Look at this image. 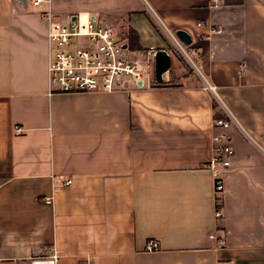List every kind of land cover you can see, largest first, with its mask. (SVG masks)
Returning <instances> with one entry per match:
<instances>
[{
	"label": "crops",
	"instance_id": "obj_1",
	"mask_svg": "<svg viewBox=\"0 0 264 264\" xmlns=\"http://www.w3.org/2000/svg\"><path fill=\"white\" fill-rule=\"evenodd\" d=\"M47 9L132 28L133 51L170 58L167 31L183 29L192 64L169 68L172 84L48 94ZM220 133L233 155L216 218L205 163ZM53 252L54 264H264V0H0V264Z\"/></svg>",
	"mask_w": 264,
	"mask_h": 264
},
{
	"label": "built area",
	"instance_id": "obj_2",
	"mask_svg": "<svg viewBox=\"0 0 264 264\" xmlns=\"http://www.w3.org/2000/svg\"><path fill=\"white\" fill-rule=\"evenodd\" d=\"M49 0H25L33 7L48 3ZM216 6L217 0H211ZM47 21V92L54 93H110L128 90L154 83V57L158 49L149 47L143 52L133 51L127 46L126 36L113 26L95 19L81 23L78 18L69 15L66 21L56 19L47 9L41 12ZM220 29H211L219 33ZM169 39L179 48L183 45L167 31ZM133 55V56H131ZM214 125L227 127L228 121L215 118ZM22 127L15 126L14 134H20ZM214 146L211 158L205 167L211 170L213 190L216 197L215 217L221 216L218 195L223 191L222 171L230 165L233 149L223 133L213 137ZM59 185L71 184V179H57ZM44 202L51 204L52 197H45ZM209 238H215L213 234ZM147 251H156L159 244L154 239L146 243ZM57 254L48 257L33 258L31 264H54ZM92 264V263H86Z\"/></svg>",
	"mask_w": 264,
	"mask_h": 264
},
{
	"label": "water",
	"instance_id": "obj_3",
	"mask_svg": "<svg viewBox=\"0 0 264 264\" xmlns=\"http://www.w3.org/2000/svg\"><path fill=\"white\" fill-rule=\"evenodd\" d=\"M175 37L183 44L190 45L191 37L183 29H177L174 32ZM171 65V58L165 49H158L154 57V81L161 83L163 81V74L169 70Z\"/></svg>",
	"mask_w": 264,
	"mask_h": 264
},
{
	"label": "rangeland",
	"instance_id": "obj_4",
	"mask_svg": "<svg viewBox=\"0 0 264 264\" xmlns=\"http://www.w3.org/2000/svg\"><path fill=\"white\" fill-rule=\"evenodd\" d=\"M89 18H90V16L87 14L78 15V20L81 23H85ZM119 32H121L122 34L125 33V30L123 29V27L120 28ZM170 43L171 44L168 45V48L171 52V58H172L170 68H172L173 65H175V63H177V62H179L182 66H185V62L192 64L190 58H193V56L188 51V48H184V50H182L181 48H179V46H177L175 44V42H173V40ZM131 56H133V55H131ZM187 69L188 68L186 67V70ZM174 82H175V80L173 79L172 83H174ZM31 261H32V259L30 260L29 264H31Z\"/></svg>",
	"mask_w": 264,
	"mask_h": 264
},
{
	"label": "trees",
	"instance_id": "obj_5",
	"mask_svg": "<svg viewBox=\"0 0 264 264\" xmlns=\"http://www.w3.org/2000/svg\"><path fill=\"white\" fill-rule=\"evenodd\" d=\"M126 43L130 49H140L141 48L138 42L137 32L133 30L132 28H126ZM185 65H186V62H185ZM154 83L159 86L166 85V84H172V79H170L168 82L162 81L161 83H156L154 81Z\"/></svg>",
	"mask_w": 264,
	"mask_h": 264
}]
</instances>
